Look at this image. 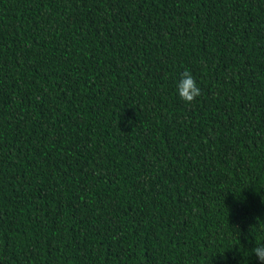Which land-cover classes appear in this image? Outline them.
Listing matches in <instances>:
<instances>
[{
    "label": "trees",
    "instance_id": "trees-1",
    "mask_svg": "<svg viewBox=\"0 0 264 264\" xmlns=\"http://www.w3.org/2000/svg\"><path fill=\"white\" fill-rule=\"evenodd\" d=\"M258 245L264 0H0V264H260Z\"/></svg>",
    "mask_w": 264,
    "mask_h": 264
},
{
    "label": "clouds",
    "instance_id": "clouds-1",
    "mask_svg": "<svg viewBox=\"0 0 264 264\" xmlns=\"http://www.w3.org/2000/svg\"><path fill=\"white\" fill-rule=\"evenodd\" d=\"M179 97L187 104H192L201 95V89L190 71L181 74L177 84ZM260 264H264V246L258 245L252 249Z\"/></svg>",
    "mask_w": 264,
    "mask_h": 264
}]
</instances>
